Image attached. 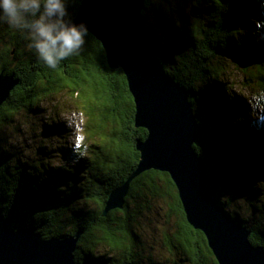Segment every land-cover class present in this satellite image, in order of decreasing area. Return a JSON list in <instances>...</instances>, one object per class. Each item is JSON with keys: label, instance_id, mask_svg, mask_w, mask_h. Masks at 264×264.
Instances as JSON below:
<instances>
[{"label": "trees", "instance_id": "trees-1", "mask_svg": "<svg viewBox=\"0 0 264 264\" xmlns=\"http://www.w3.org/2000/svg\"><path fill=\"white\" fill-rule=\"evenodd\" d=\"M81 1L66 0L70 18ZM141 15L166 74L188 93L198 132L193 148L218 203L250 232L252 245L264 247V130L227 80L232 63L243 86L264 97V0H146ZM26 45L22 33L0 23V74L18 82L0 107V215L10 228L32 227L45 239L79 234L75 264H217L204 235L187 224L166 173L136 176L122 209L104 212L112 191L135 172L136 141L146 131L135 126L126 78L108 66L100 42L89 33L81 53L56 69ZM58 96L84 118L85 142L54 168L45 142L64 130L48 119L39 135L30 126ZM21 123L36 138L31 145L12 139ZM244 201L253 219L236 209ZM140 219L175 220L161 234L157 258L142 243Z\"/></svg>", "mask_w": 264, "mask_h": 264}, {"label": "water", "instance_id": "water-1", "mask_svg": "<svg viewBox=\"0 0 264 264\" xmlns=\"http://www.w3.org/2000/svg\"><path fill=\"white\" fill-rule=\"evenodd\" d=\"M146 0H82L74 17L104 49L111 69H121L135 106L134 123L146 131L136 141L139 162L116 188L104 212L122 209L129 182L154 170L169 175L187 224L201 232L217 264H264V247L249 241L250 232L230 219L212 190L208 170L193 146L197 126L189 96L165 72L142 19ZM18 82L0 74V107ZM79 234L43 238L32 227L10 228L0 215V264H75Z\"/></svg>", "mask_w": 264, "mask_h": 264}, {"label": "rangeland", "instance_id": "rangeland-1", "mask_svg": "<svg viewBox=\"0 0 264 264\" xmlns=\"http://www.w3.org/2000/svg\"><path fill=\"white\" fill-rule=\"evenodd\" d=\"M229 67L230 72L228 71L227 80L228 78L231 79L230 86L233 89V93L242 96V98L248 102V106L251 112L254 114V117L258 120V123L260 124V130H264V97L261 94L257 95L258 91H261V89L257 88L255 91L251 90L248 87H244L243 84L245 78L243 74L240 71H236L234 69V64L229 63ZM43 104L44 105L42 106L39 118H33V123H31L33 125L30 127L31 130L34 128L36 131L37 129L35 135H39V130L42 127L41 124H43L44 120L46 121V119H48L47 121H50L48 123H50L51 125H54L53 122L60 124V131L61 128L64 130L61 131V138H52L45 142V151H47V145H49V148L53 153V157H51L52 159L48 162V164L51 167L56 168L62 165L64 162H68L69 157H72V155L77 152L78 147L81 145V143L85 142L84 133L81 128L84 122V118L79 115V113L74 107L68 105V99L66 97H54L52 98V100L48 101V103L45 102ZM53 105L55 106L53 107ZM20 125L21 127L19 131L21 133L19 135H14L12 139L17 140L20 144L24 140L26 142L25 144L31 145L32 141L36 138H31L30 135L27 136L26 130H30L29 125L26 126V123H21ZM49 130L52 131V129ZM32 146H35L34 142ZM33 149L34 148H32V150ZM48 152L50 151L48 150ZM249 207V202L244 201L240 203V207L237 205L236 209L239 210L242 214L244 213L243 215L248 216L249 219H253L254 209L250 210L251 207ZM174 222V219H171L168 222H166L165 219L139 220V225L141 226L140 230L142 235V243L144 244L145 248H153V250L151 251H153L154 257H156L155 254H161L162 252L159 246L161 234L164 230L171 231L170 228L172 224H174ZM145 255H147L146 251L144 252V256ZM161 260L163 261V259ZM144 262H147V260Z\"/></svg>", "mask_w": 264, "mask_h": 264}, {"label": "clouds", "instance_id": "clouds-1", "mask_svg": "<svg viewBox=\"0 0 264 264\" xmlns=\"http://www.w3.org/2000/svg\"><path fill=\"white\" fill-rule=\"evenodd\" d=\"M0 23L22 33L49 69L78 56L88 28L69 17L66 0H0Z\"/></svg>", "mask_w": 264, "mask_h": 264}, {"label": "bare ground", "instance_id": "bare-ground-1", "mask_svg": "<svg viewBox=\"0 0 264 264\" xmlns=\"http://www.w3.org/2000/svg\"><path fill=\"white\" fill-rule=\"evenodd\" d=\"M212 190L214 191V189L212 188ZM214 193H215V191H214ZM216 197H217V195H216ZM216 200H217V198H216Z\"/></svg>", "mask_w": 264, "mask_h": 264}]
</instances>
